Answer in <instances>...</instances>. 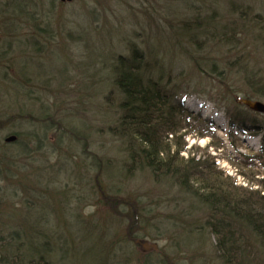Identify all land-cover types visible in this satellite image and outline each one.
<instances>
[{"label": "rangeland", "instance_id": "1", "mask_svg": "<svg viewBox=\"0 0 264 264\" xmlns=\"http://www.w3.org/2000/svg\"><path fill=\"white\" fill-rule=\"evenodd\" d=\"M132 45L190 116L170 151L203 164L196 177L264 195L261 131L228 125L237 111L264 128L240 102L264 103V0H0V264L37 251L51 264H226L206 206L148 168L126 172L109 73Z\"/></svg>", "mask_w": 264, "mask_h": 264}, {"label": "trees", "instance_id": "2", "mask_svg": "<svg viewBox=\"0 0 264 264\" xmlns=\"http://www.w3.org/2000/svg\"><path fill=\"white\" fill-rule=\"evenodd\" d=\"M189 28L194 26L189 24ZM129 51L128 55L115 57L109 73L119 112L117 125L110 131L120 140L128 141L124 161L126 172L131 174L134 167L148 168L156 181H172L206 206L210 213L207 219L209 230L215 236L216 249L226 264H264V195L259 191L251 193L224 187L210 173L208 178L196 177L204 165L199 161L179 158L178 150L170 151L165 139L186 127V118L190 116L186 115L177 100V91L161 86L159 81L162 77L154 80L150 75L152 73L146 68L147 64L143 63L142 52L133 45ZM255 87L257 93L264 97V86L260 83ZM228 125L231 132L233 129L261 131V145L253 158L262 165L264 175V128L237 111L229 112ZM15 135L17 139L13 144H18L20 140ZM260 182L264 187V176ZM19 236L15 233L12 238ZM42 252L44 254H40L41 251L35 253L36 260L30 258L31 254L26 264H51L48 251Z\"/></svg>", "mask_w": 264, "mask_h": 264}, {"label": "water", "instance_id": "3", "mask_svg": "<svg viewBox=\"0 0 264 264\" xmlns=\"http://www.w3.org/2000/svg\"><path fill=\"white\" fill-rule=\"evenodd\" d=\"M61 1H71V0H61ZM240 102L244 104L248 109L263 113L264 114V103L257 100L251 99H241ZM17 139L16 135L12 134L4 138V142L6 143H13ZM136 243L140 245L143 251H151L152 249H157V243H149L148 241L136 240Z\"/></svg>", "mask_w": 264, "mask_h": 264}, {"label": "flooded vegetation", "instance_id": "4", "mask_svg": "<svg viewBox=\"0 0 264 264\" xmlns=\"http://www.w3.org/2000/svg\"><path fill=\"white\" fill-rule=\"evenodd\" d=\"M151 251H154V250H151ZM147 252H150V251H147Z\"/></svg>", "mask_w": 264, "mask_h": 264}]
</instances>
